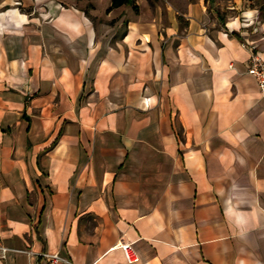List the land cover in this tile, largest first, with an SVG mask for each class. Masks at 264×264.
I'll use <instances>...</instances> for the list:
<instances>
[{
	"label": "crops",
	"instance_id": "crops-1",
	"mask_svg": "<svg viewBox=\"0 0 264 264\" xmlns=\"http://www.w3.org/2000/svg\"><path fill=\"white\" fill-rule=\"evenodd\" d=\"M19 1L0 13V264H264V100L246 72L264 10Z\"/></svg>",
	"mask_w": 264,
	"mask_h": 264
},
{
	"label": "built area",
	"instance_id": "built-area-1",
	"mask_svg": "<svg viewBox=\"0 0 264 264\" xmlns=\"http://www.w3.org/2000/svg\"><path fill=\"white\" fill-rule=\"evenodd\" d=\"M246 72L256 80L260 96L264 100V63L257 55L250 58ZM117 245L121 248L127 263H133L137 260V253L131 242L119 241ZM7 250L6 247L0 245V256L5 257ZM42 256L48 264H76L73 260L62 257L58 252L42 253Z\"/></svg>",
	"mask_w": 264,
	"mask_h": 264
},
{
	"label": "rangeland",
	"instance_id": "rangeland-1",
	"mask_svg": "<svg viewBox=\"0 0 264 264\" xmlns=\"http://www.w3.org/2000/svg\"><path fill=\"white\" fill-rule=\"evenodd\" d=\"M226 0H213V2H225ZM19 0H0V13H4L7 9L18 7ZM258 7L260 11L264 10V0H253L246 7ZM20 7V6H19Z\"/></svg>",
	"mask_w": 264,
	"mask_h": 264
},
{
	"label": "trees",
	"instance_id": "trees-1",
	"mask_svg": "<svg viewBox=\"0 0 264 264\" xmlns=\"http://www.w3.org/2000/svg\"><path fill=\"white\" fill-rule=\"evenodd\" d=\"M248 1H252V0H248ZM123 5H133V0H111L109 10L121 7Z\"/></svg>",
	"mask_w": 264,
	"mask_h": 264
}]
</instances>
